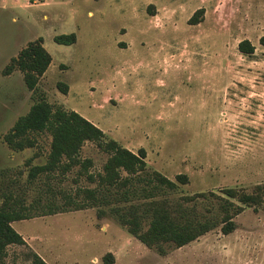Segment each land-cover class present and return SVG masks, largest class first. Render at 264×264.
I'll list each match as a JSON object with an SVG mask.
<instances>
[{"label":"rangeland","instance_id":"374dc122","mask_svg":"<svg viewBox=\"0 0 264 264\" xmlns=\"http://www.w3.org/2000/svg\"><path fill=\"white\" fill-rule=\"evenodd\" d=\"M198 9L199 22L189 24ZM72 32L75 43L54 41ZM39 37L52 59L34 94L19 70H2ZM244 39L252 54L238 49ZM38 94L93 122L105 139L144 148L148 171L174 181L187 175L156 198L252 191L264 183V0H0V197L9 189L28 204L56 207L95 183L77 176L78 166L28 182L30 166L47 160L51 136L36 134L33 148L14 151L3 135ZM80 157L98 173L108 154L86 141ZM193 203L200 213L212 210V198ZM97 209L12 222L28 246H9L6 264L26 263L30 249L48 264H104L108 252L112 264H264L263 208L245 207L227 235L217 227L179 248L164 244L165 255L132 236L108 207L103 216Z\"/></svg>","mask_w":264,"mask_h":264},{"label":"trees","instance_id":"16d2710c","mask_svg":"<svg viewBox=\"0 0 264 264\" xmlns=\"http://www.w3.org/2000/svg\"><path fill=\"white\" fill-rule=\"evenodd\" d=\"M202 12L203 9L195 11L188 20L189 24L198 23ZM54 41L71 45L76 42V34L72 32L56 35ZM238 49L252 54L254 46L244 39L239 42ZM51 59V54L43 46L42 37H39L11 57L2 74L6 76L19 70L26 87L36 94L39 79L50 65ZM57 85L62 93H67L66 84L58 82ZM42 132H48L51 136L49 153L44 164L30 166L28 182L34 181L41 173L48 175L56 171L57 175L65 176L78 166L77 176L85 177L95 185L79 187L75 193L77 198L64 196V203H56V207L49 203L44 208L33 202L26 203L22 196L12 190L4 191L0 197V264H6L9 246H28L24 237L12 226V222L65 210L97 206L98 216H103L105 211L102 207H108L110 215L132 236L147 247L155 248L160 255H165L164 244L179 248L217 227H220L222 234L227 235L235 230L234 218L245 207L264 209V183L255 185L249 192L242 188L226 187L222 189L223 195L212 191L184 195L174 200L156 198L158 195L164 196L166 190L175 189L177 182L187 183V175L177 174L174 181L156 170L148 171L144 148L134 152L114 139H105L103 130L93 122L74 110L52 105L42 94L36 95L28 112L17 118L3 135V140L10 149L21 151L33 148L37 143L34 135ZM86 141L95 143L101 151L108 154L102 172H89L92 160L80 157L81 148ZM136 196H140L143 201L132 202ZM197 198H212V210H208V214L196 210L193 201ZM191 202L193 204H189ZM144 223H147L145 229ZM102 260L104 264H112L114 257L108 252ZM24 264L48 263L30 249Z\"/></svg>","mask_w":264,"mask_h":264},{"label":"crops","instance_id":"0c3cea01","mask_svg":"<svg viewBox=\"0 0 264 264\" xmlns=\"http://www.w3.org/2000/svg\"><path fill=\"white\" fill-rule=\"evenodd\" d=\"M112 255H113V253H112ZM113 257H114V260H116V258H115V256L113 255Z\"/></svg>","mask_w":264,"mask_h":264}]
</instances>
